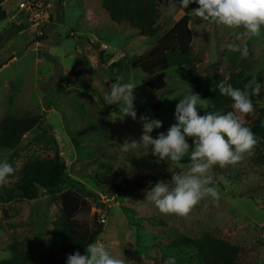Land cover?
<instances>
[{"label": "rangeland", "instance_id": "1", "mask_svg": "<svg viewBox=\"0 0 264 264\" xmlns=\"http://www.w3.org/2000/svg\"><path fill=\"white\" fill-rule=\"evenodd\" d=\"M19 1L1 3L6 17L0 22V120L36 116L40 127L25 133L13 151L0 150V161L6 159L15 169L0 192L18 179L27 160L52 158L56 151L65 162L67 180L52 194L0 203V264L10 259L7 247L13 242L33 256L28 264H43L50 246L47 239L53 236L52 221L60 216V194L67 189L85 199L77 219L91 230L103 213L105 223L97 239L110 245L112 254L126 264H164L169 256H175L176 264H201L195 252L171 242L206 233L240 246L238 264H264V165L246 156L235 166H214L219 206L208 197L181 217L161 214L145 200L143 190L149 182L171 179L167 161H160L143 145L121 152L125 139L139 141L141 116L162 121L163 126L152 133L154 138L175 123L176 104L188 91L187 73L170 67L164 90L152 91L143 84L151 77L131 62L145 60L182 16L181 9L169 14L167 0H157L159 30L156 37L148 38L125 23H114L100 0H34L50 6H46L44 37L34 42L36 37L27 34V20L17 7ZM189 29L197 74L213 80H227L235 73L248 82L260 78L259 106L264 108V27L259 37L245 41L247 58L225 47L234 41L231 29L202 22L192 13ZM75 59L87 60L89 67L72 79L69 70ZM117 76L137 84L135 121L127 116L121 120L118 105L103 101ZM204 110L198 109L200 114ZM257 142L255 148L261 149L262 140ZM188 143L194 147L191 138ZM181 163L187 165L189 158Z\"/></svg>", "mask_w": 264, "mask_h": 264}, {"label": "clouds", "instance_id": "2", "mask_svg": "<svg viewBox=\"0 0 264 264\" xmlns=\"http://www.w3.org/2000/svg\"><path fill=\"white\" fill-rule=\"evenodd\" d=\"M190 4L197 5L191 9L195 18L231 29L234 41L225 47L231 52H240L243 58L248 57L249 48L245 41L259 37L264 27V0H167L166 7L169 14H174L178 9H188ZM136 87L131 78L125 81L122 76H117L110 91L103 96L105 104L118 105L121 120L126 116L137 120ZM261 87L255 77L243 90L234 88L227 80H220L217 89L220 95L231 99L232 111H205L203 115L198 109H206L207 104L190 88L176 104L175 123L155 138L152 133L163 126L162 121L146 116L139 118L142 121L139 141L125 139L121 152L127 153L143 145L150 148L154 157L167 161L171 179H161L155 184L149 182L143 190L145 200L151 202L159 213L186 217L208 197L219 206L220 193L212 169L217 165L221 168L235 166L246 156H254L258 142L243 116L254 112L251 97L258 96ZM188 138L192 139L194 147L190 146ZM185 156L189 158L187 165L181 163ZM14 172L6 159L0 161V186L6 184ZM66 264H126V261L114 256L110 245L97 239L85 247V254L79 250L68 254ZM164 264H176L175 256H169Z\"/></svg>", "mask_w": 264, "mask_h": 264}, {"label": "trees", "instance_id": "3", "mask_svg": "<svg viewBox=\"0 0 264 264\" xmlns=\"http://www.w3.org/2000/svg\"><path fill=\"white\" fill-rule=\"evenodd\" d=\"M101 8L116 24L125 23L143 37H156L159 26L160 11L157 0H100ZM0 22L6 17L1 6ZM197 7L190 4L188 9H181L182 16L166 31L146 53L144 61L137 59L131 62L133 68H139L150 80L143 82L152 91H162L166 86L165 78L170 67L182 69L188 75L187 86L205 100L207 108L204 111H232L231 99L220 95L217 84L220 80L199 76L191 62L192 34L189 29L191 9ZM43 36L34 38L38 42ZM101 58V55H99ZM89 67L85 59H75L69 77L77 79ZM248 78L241 73L232 74L227 82L234 88L244 89ZM258 96H252L254 112L243 116L246 126L250 127L257 141L262 140L263 147L255 148L253 162L264 165V108L259 106L263 97V84ZM73 81V80H69ZM60 87V86H59ZM137 111V109H136ZM205 113V112H204ZM204 113H201L203 115ZM138 116V115H137ZM38 117L13 118L6 116L0 120V150L13 151L23 135L33 128H39ZM66 165L59 157L58 151L52 158L27 160L20 168L18 179L11 186L0 192V203H8L15 199L34 200L42 192L52 194L67 180ZM163 177V174H160ZM136 189V188H133ZM60 216L52 221L53 236L47 239L49 248L43 264H66L67 255L79 250L85 254V247L94 243L102 229L98 223L92 230L77 219L86 206V201L78 191L64 190L60 194ZM174 247H183L196 253L201 264H238L241 248L229 244L210 234H203L197 239L182 236L171 242ZM10 259L2 264H28L33 262V256L20 249L18 242L7 247Z\"/></svg>", "mask_w": 264, "mask_h": 264}, {"label": "built area", "instance_id": "4", "mask_svg": "<svg viewBox=\"0 0 264 264\" xmlns=\"http://www.w3.org/2000/svg\"><path fill=\"white\" fill-rule=\"evenodd\" d=\"M46 6L50 7L49 4ZM41 2H35L34 0H21L18 2L17 7L25 15L27 26V34L33 37H40L44 35V25L48 22L49 12L48 7ZM101 224L105 223L103 213L100 214L99 219Z\"/></svg>", "mask_w": 264, "mask_h": 264}]
</instances>
